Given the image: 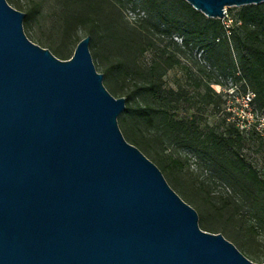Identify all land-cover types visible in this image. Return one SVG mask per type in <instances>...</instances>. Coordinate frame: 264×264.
<instances>
[{
    "label": "water",
    "instance_id": "water-1",
    "mask_svg": "<svg viewBox=\"0 0 264 264\" xmlns=\"http://www.w3.org/2000/svg\"><path fill=\"white\" fill-rule=\"evenodd\" d=\"M208 18L264 0H186ZM0 0V264H264L199 214L119 126L83 37L69 59Z\"/></svg>",
    "mask_w": 264,
    "mask_h": 264
},
{
    "label": "trees",
    "instance_id": "trees-1",
    "mask_svg": "<svg viewBox=\"0 0 264 264\" xmlns=\"http://www.w3.org/2000/svg\"><path fill=\"white\" fill-rule=\"evenodd\" d=\"M62 1L60 4L67 7V12L61 13L53 28L60 32L63 48L45 43L46 48L53 49L61 59H69L73 52L67 51L66 47L71 42L77 46L81 40L73 36L77 31L84 30L90 36L102 31L103 37L113 45L116 29L124 35L125 46L115 49L132 55V60L118 61L106 67V74L115 76L117 82L132 79L133 72L145 76L143 83L132 80L134 88L127 93L126 109L118 120L122 125L130 121L135 125L141 123L152 132V137L147 138L144 129L137 132L131 124L136 136L139 133L143 135V145L138 139H130L131 143L144 150V145H151V142L163 150L171 144L189 150L204 159L206 166L212 168L219 179L231 186L236 194L250 200L257 212L264 215V177L239 154L241 137L233 128L227 132L211 129L203 134L195 114L174 118L170 104L179 101L180 94L175 91L167 93L162 87L163 76L178 63L176 52H182L181 47L196 48L221 73L233 75L235 85H240L238 89L244 94L252 91L254 96L250 103L256 110H264V2L241 6L232 24L226 26L221 19L208 18L186 0H118L121 5L131 4V10L139 15L133 26L122 29L118 23L101 14L104 6L111 7L112 0ZM8 2L11 4L10 0ZM15 4L21 7L18 2ZM41 6L42 3L37 2L25 13L24 24L27 27L37 17ZM154 36L159 41L163 40L161 36L170 40L166 47H159ZM175 36L181 38L180 45L173 40ZM171 47L172 51H169ZM149 50H153L154 57L143 72L136 61L138 54ZM141 95L149 101L133 104ZM163 168L181 169L183 163L169 155ZM211 192L206 190L207 195Z\"/></svg>",
    "mask_w": 264,
    "mask_h": 264
},
{
    "label": "rangeland",
    "instance_id": "rangeland-1",
    "mask_svg": "<svg viewBox=\"0 0 264 264\" xmlns=\"http://www.w3.org/2000/svg\"><path fill=\"white\" fill-rule=\"evenodd\" d=\"M10 0L16 9L27 13V10L37 2H41L37 17L33 19L29 27L24 24V30L29 38L46 48L45 43H52L54 47L63 48L61 45L60 32L53 28L62 12H67V7L61 5L62 0ZM142 1V0H141ZM18 2L21 7H17ZM111 7L104 6L101 14L112 19L113 23L121 28L131 27L137 21V11L131 10V4L121 5L118 0H112ZM141 3V2H140ZM240 7H227L226 15L221 20L229 26L235 19ZM141 16L144 17L143 12ZM104 32H95L91 35L90 51L98 72L104 74V84L116 97H125L134 88L132 80L143 83L145 76L132 73V79L125 82H117L114 77L105 72V68L116 64L118 61L132 60V55L118 51L125 46V37L114 29L113 45L103 37ZM87 33L84 30L77 31L74 37L82 39ZM157 46L166 47L170 38L163 37ZM180 45L181 38L173 37ZM78 41V40H77ZM181 47V46H180ZM76 43H69L67 51L74 53ZM117 48V49H115ZM182 52H176L178 63L172 67L162 78V87L168 93L175 91L180 94V100L170 104L171 113L174 118H185L197 115L200 123V131L206 134L211 129L218 132H227L233 128L235 133L241 137L238 151L260 174L264 177V110H256L250 103L254 94L252 91L244 94L235 85V78L231 74H223L204 59L196 48H180ZM54 52L53 49H51ZM169 51H172V47ZM153 50L138 54L137 65L141 71H145L152 58ZM133 67L135 65L133 64ZM143 75V76H142ZM149 99L143 95L136 97L132 102L143 104ZM131 124L136 127L137 132L145 131L147 138L152 137L143 124L135 125L134 121L122 125L121 131L127 141L138 139L143 145V135H135ZM132 144V143H131ZM134 145V144H133ZM137 146L151 161H153L163 172L170 186L179 196L195 208L199 214V225L203 230L218 233L220 231L227 239L232 241L237 248L255 263H264V215L259 214L250 200H246L236 194L232 187L225 181L219 179L217 174L206 166L205 160L198 157L189 150L171 144L163 150L151 145H144L146 150ZM171 155L183 163V168L165 170L163 165L167 163ZM206 190L212 191L207 195Z\"/></svg>",
    "mask_w": 264,
    "mask_h": 264
}]
</instances>
